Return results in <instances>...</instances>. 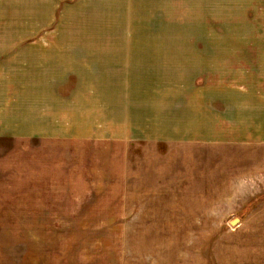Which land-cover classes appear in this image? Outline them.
Returning a JSON list of instances; mask_svg holds the SVG:
<instances>
[{
    "label": "rangeland",
    "instance_id": "1",
    "mask_svg": "<svg viewBox=\"0 0 264 264\" xmlns=\"http://www.w3.org/2000/svg\"><path fill=\"white\" fill-rule=\"evenodd\" d=\"M0 264H264V0H0Z\"/></svg>",
    "mask_w": 264,
    "mask_h": 264
},
{
    "label": "crops",
    "instance_id": "2",
    "mask_svg": "<svg viewBox=\"0 0 264 264\" xmlns=\"http://www.w3.org/2000/svg\"><path fill=\"white\" fill-rule=\"evenodd\" d=\"M138 60L140 61V64H139L140 67H139V69L141 70V72L146 73V72H149L152 69L151 68V66H152L151 59H141L140 58ZM71 62L72 61H68V63H63L62 65L59 64V66H58V74L51 75L50 78L57 79L58 81L56 83L66 82L68 85H70V84H72V82L70 80H68V79L69 78H72V76H70L69 74H70V72H72V70H75L77 73H75L73 75H76L77 79H80L78 81V83H77V85L81 87V88H79V92L84 93L89 88V84H90L89 80L86 81V79H88L89 77H91L89 75V73H92V72H88L87 73L85 70H83V72H80L79 69H81V68H77L78 66L75 63H74V66H73L72 65L73 63H71ZM147 63H148V65H147ZM103 66H105V67L107 66L108 70L105 69L104 67H102V68L98 69L99 71L97 70V74L96 75L92 76V77H95V79L97 78V81L95 83H97L98 87L99 86L101 87L99 90H97V92H99L101 94H103L105 92L104 91L105 84H109L110 87H114V88L119 89V85L117 83L114 85V82H113L114 81V78H115L114 77L115 76V71H113L112 74H110V71H111L110 70V67L108 65H103ZM148 66H149L150 69L147 68ZM129 68H132V67H129ZM64 76L67 79L66 81L63 80V77ZM81 79H83V81H81ZM105 79H108V81L111 82V83H106L105 82ZM60 80H61V82H59ZM95 83L93 82V87H94V84ZM52 88H53V86H51L50 83L47 82V83H44L41 86V88H39V89L43 93H49L50 94L52 92V90H51ZM115 91L118 92V90H115ZM92 92H94V90H92ZM135 92L137 93L136 90H135ZM68 93H71V85H70V92L68 91ZM72 93H74V92H72ZM114 93H116V92H114ZM137 94H139V93H137ZM69 100L71 101V98ZM116 100L113 99V101H112V99L106 100L104 98H102V99L100 98L99 106L102 109H104V107H103L104 105L105 106L108 105V107H110V106L113 107V103H115ZM70 101H68V104H69ZM106 102H108V103H106ZM117 105H119V104H117ZM100 107H97V108H100ZM145 108H147V107H144L143 109H145ZM130 109H132V108H130ZM52 111H53L52 114H54V113H57L58 110H52ZM131 112H133V109L131 110ZM63 117H65V116L63 115ZM66 117H67V115H66ZM89 117H90L89 114H88V116L86 114V119L84 118L86 120V122H88L87 120L89 119Z\"/></svg>",
    "mask_w": 264,
    "mask_h": 264
},
{
    "label": "water",
    "instance_id": "3",
    "mask_svg": "<svg viewBox=\"0 0 264 264\" xmlns=\"http://www.w3.org/2000/svg\"><path fill=\"white\" fill-rule=\"evenodd\" d=\"M235 223H236V222H235V221H233V222H232V225H235Z\"/></svg>",
    "mask_w": 264,
    "mask_h": 264
}]
</instances>
